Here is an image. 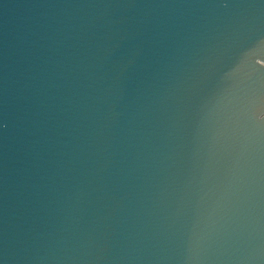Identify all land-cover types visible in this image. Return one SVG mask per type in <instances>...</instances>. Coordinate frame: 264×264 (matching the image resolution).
Here are the masks:
<instances>
[{"label": "water", "instance_id": "1", "mask_svg": "<svg viewBox=\"0 0 264 264\" xmlns=\"http://www.w3.org/2000/svg\"><path fill=\"white\" fill-rule=\"evenodd\" d=\"M0 264H264V0H0Z\"/></svg>", "mask_w": 264, "mask_h": 264}]
</instances>
